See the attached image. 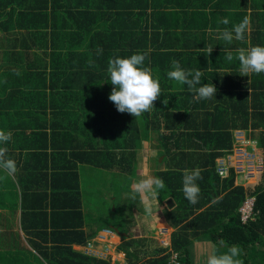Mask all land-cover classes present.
<instances>
[{
    "label": "trees",
    "instance_id": "trees-1",
    "mask_svg": "<svg viewBox=\"0 0 264 264\" xmlns=\"http://www.w3.org/2000/svg\"><path fill=\"white\" fill-rule=\"evenodd\" d=\"M231 2L234 0H0V132L11 133L4 146L6 157L16 165L11 175L0 169V177H4L0 179V207L5 208L6 196L17 194L16 185L23 195L27 190L39 191L36 202H48L44 206L54 215L52 245H33L43 257L37 259L35 254L39 264H111L59 248L58 240L69 238L68 234L81 241L84 237L81 231L75 232L77 226L75 230L61 229L64 227L56 220L59 211L70 218L75 203L79 204L78 163L106 165L134 177L138 167L133 137L138 136L140 125L161 144L156 169H166L155 171V181L164 183L163 188L156 185V191L176 229L171 234L172 250L183 254L189 264L191 241L207 235L223 249L237 247L245 264H264V73L242 76L238 60L241 49L264 45V26H260L264 24L250 20V32L245 33L248 46L240 45L243 41L239 40L222 42L220 33L231 30V22L244 20L239 12L226 16V9L236 10ZM242 5L246 6L245 0ZM224 19L229 21L227 25L222 23ZM216 26L218 32L208 31ZM58 30L67 31L62 40ZM48 34L56 37H43ZM97 49H103L102 54L97 55ZM136 52L146 54L145 66L161 88L154 107L139 117L117 111L108 98L113 86L103 81L108 79L110 58ZM10 55L11 60L5 58ZM173 60L186 70L201 71L202 83L215 85V97L196 101L186 85L168 79ZM74 108L80 113L76 120L67 112ZM235 129L250 130L255 136L256 154L263 165L257 181L246 187L235 184L233 168H228L225 177L216 172L215 160L230 151ZM75 131H84L86 144L77 146L71 159H64L59 146L76 142ZM15 139L28 147L25 157L13 153ZM46 147L54 156L61 155L58 162L51 163L54 172L50 174L41 167L48 166L43 156ZM193 169L201 173L195 204L182 192L183 174ZM166 197L170 201L165 203ZM246 197L253 198L248 220L240 211ZM35 200L31 198V202ZM123 205L113 203L109 213L123 216ZM32 208L42 209V205ZM44 214H27L33 218L34 236L39 240L47 234L42 237V219L34 218ZM107 221L105 226L121 229L124 225L121 218ZM121 231L128 233L127 227ZM143 235H128L119 246L128 263L169 264L170 253L164 246L150 232Z\"/></svg>",
    "mask_w": 264,
    "mask_h": 264
},
{
    "label": "crops",
    "instance_id": "crops-1",
    "mask_svg": "<svg viewBox=\"0 0 264 264\" xmlns=\"http://www.w3.org/2000/svg\"><path fill=\"white\" fill-rule=\"evenodd\" d=\"M245 1H246V6L245 5L243 6L241 4L243 3V1L238 2V6L240 9H238L235 6L236 10H234V12L237 13L239 12L238 13L239 15L241 14L244 17V19L246 18L248 20L249 23L247 28H250V24H251L250 20H261L263 21L262 23L264 24V17L257 13V12L264 13L263 10L264 2L262 3V0H245ZM255 8H257L259 11L256 10ZM255 24L257 25V22ZM260 26H264V25H260ZM249 32L250 30L246 31V33L248 34ZM243 42L247 44L246 46L249 45V42L247 40ZM243 42H241L242 44L240 45H244ZM262 43L264 44V34L262 35ZM67 112L70 113V119L72 120H76L80 116V113H78L76 108L69 109L67 110ZM139 130L140 131L137 132L138 136L134 135L133 137V142L135 143L134 158L137 162L136 165L138 167L134 177L130 175L120 174L117 170L111 169L106 165H101L100 167H97L90 164L78 163L79 166H77L76 171H77L78 182L80 187L79 204H77L78 201L75 203V207L70 218H68V216L65 213H63V211H59L57 216L58 218L56 221L59 222V224H61L62 227H64L61 229H74V226H77L76 230L74 229L75 232L81 231L80 235H82L84 239L83 241H81L79 236H70L71 234H68L69 238L62 237L60 238V240H58L59 243L56 245L59 248H69L71 251L80 253L84 256L102 259L99 257V253H98L99 251L96 250L100 245L116 246L118 243L121 242V239H126L125 237L128 236L129 231L128 233L127 232L125 233V231H121L123 228L127 227V230H131L132 228L134 229V226H138L139 229L142 226L139 220H142V222L146 221L145 220L146 213L145 211H143L139 203L141 199L140 198L141 191L143 192L146 191L148 193V196L152 202V206L155 207L156 210L159 209V211L162 212L163 209H166L165 207H163V204L159 199V195L156 191L155 183H152L149 189L141 190V191H137L136 188H134L133 186L138 176H140L144 182L155 181V173H156L155 171H162L166 169L164 166L158 167V169H156L157 166L156 159L158 157L159 152L161 151V144L158 142V140H156L155 136L152 135L153 133L151 131L145 132L143 130L142 125L139 126ZM236 130L239 131L240 133L251 134L250 130L235 129L233 131ZM75 132L76 134H78L74 136L76 142L72 144L66 143L62 146H59V148L62 149V157L64 159L65 157H69L71 159L73 157L71 156L72 155L71 153L75 149H77L76 147L77 146L81 147V145L86 142L84 140V137H82L83 136L82 133L84 131H75ZM15 135L19 136V131H17ZM17 139H15L13 143V153L16 152V155L19 154L21 157H25L29 152L28 147ZM130 139L131 136L127 140ZM241 139H243V136L241 137ZM237 140L238 138L237 139L233 138L231 148L235 146ZM47 143L48 146L49 144L51 145L50 136H48ZM243 143H245V141ZM73 144L75 145L73 146ZM20 147L23 148L22 151L19 150ZM46 149L48 151L47 153H44L43 156L46 158V161H48V166H41V167H42V171H47L50 174L54 172L52 170L51 163L58 162L59 157H61V155L54 156L52 150L49 147H46ZM226 155H227L226 153H223L222 157L216 158L215 160L216 172L218 174H219V168L222 165V160H224L227 163L229 168L230 167L233 168L234 172H236L238 169L234 164L230 163L229 161H226L225 159L227 157ZM233 155L235 157H239L238 159H240V156L236 154V152H234ZM160 159H162V157ZM238 159H235V164L239 163L236 162V160ZM95 168L104 170V172L109 173L106 175L111 177V181H109L110 183L109 192H107L106 195H104L101 192V190L98 189L99 187L96 185L95 187L92 186L87 187L86 185H84L83 175L87 172H91L92 170H95ZM99 175L100 174L95 170L94 179ZM239 177L240 176H238V178ZM0 179L4 180V177H0ZM11 183H13V180L11 181ZM237 185L245 186L242 185V183L241 184L237 183ZM14 191H16L17 193L15 196L10 195L11 198L6 196V201L4 205L5 208L0 207V264H39L37 262V259L43 260V257L36 252V249L33 247V245L40 243L45 246L47 244V246L51 248L52 244L49 241H51L50 239V233L52 232L51 224L54 215L50 211L51 208L49 206L46 207L44 206L45 204L47 205L48 202L45 204L41 202H36L35 200L36 197H38V195L41 194L39 191L32 192L31 190H27V192L23 195L21 192L22 190L19 189L18 185H16ZM22 195L25 198L24 200H22ZM102 196H108L111 198L110 200L112 201L114 200L116 202L118 200L119 204H124L123 216H120L118 214L116 216L111 215V213H109V209L106 210V204H102ZM135 197L138 198L135 200ZM31 198L34 199L35 201L31 202ZM168 199L169 198L166 197L163 202L166 203L170 201ZM35 204L42 205V209H33L32 205ZM76 204L79 205L78 210L75 209ZM134 208H137V210ZM32 212H34V214H37L39 212L46 213L44 215H38L34 218V220L42 219V221H40L41 228L39 231L42 237L45 233L47 234L46 237L43 238L46 240V242H44L43 239L39 240L37 239V237L34 236L35 229L33 228V218L27 215L30 214L33 216L34 214H32ZM45 218L47 219V224H48L47 227L44 226V224L46 223ZM120 218L123 219L122 223L124 224L122 225V227L120 226L121 229H118L111 224H108L106 226L104 225L106 222H108L107 220L114 221V220H119ZM150 221L148 220L149 223H151ZM169 225L168 227L172 229V227H170ZM105 230H111L113 234L111 236H108L105 233ZM138 232L140 235L141 230L139 229ZM101 237H104L105 239L103 240V242H100ZM206 237L208 236L206 235ZM160 243L162 244V242ZM167 245L168 244H166V246ZM54 250L55 248H52V253L54 252ZM49 251H51V249H49ZM35 254L37 256L36 257L37 259L34 257Z\"/></svg>",
    "mask_w": 264,
    "mask_h": 264
},
{
    "label": "clouds",
    "instance_id": "clouds-1",
    "mask_svg": "<svg viewBox=\"0 0 264 264\" xmlns=\"http://www.w3.org/2000/svg\"><path fill=\"white\" fill-rule=\"evenodd\" d=\"M225 25L229 23L227 19L222 21ZM248 20L245 18L231 30H224L220 33V38L227 44L233 40L244 41L247 31ZM213 48V47H212ZM208 49V53L212 51ZM103 49H97V55L102 54ZM227 59L232 60L228 55ZM146 54L136 52L128 56L115 55L108 60L107 80L110 82L112 90L109 93V100L114 104L117 111L129 113L133 117H139L154 107V101L161 96L159 81L153 78L150 70L145 66ZM240 64V75L264 73V45L250 46L241 49L238 55ZM170 80H175L181 85H186L189 91L194 94L196 101L209 100L215 97L216 87L212 83H202V73L199 70H186L181 67L176 60L171 62L170 70L167 72ZM11 140V133L0 132V169L5 170L10 175L15 172V161L7 158V148L4 146ZM199 169L185 171L182 179V192L186 200L190 203H197L200 193L197 180L200 179ZM152 183L163 188L161 180L140 182L136 185V190H147ZM150 212L151 209L149 208ZM240 250L233 246L227 253L222 255H212L207 260V264H239L236 259Z\"/></svg>",
    "mask_w": 264,
    "mask_h": 264
},
{
    "label": "rangeland",
    "instance_id": "rangeland-1",
    "mask_svg": "<svg viewBox=\"0 0 264 264\" xmlns=\"http://www.w3.org/2000/svg\"><path fill=\"white\" fill-rule=\"evenodd\" d=\"M241 1L243 0H235L234 2H231V3H234V5L238 9H240L238 6V2H241ZM225 6H227V4H225ZM227 10L228 9H226L225 11L227 13L226 16L230 18V15H231L233 17L234 11H231L230 13H228L229 11ZM241 22H242L241 20L238 23L231 22L230 23L231 29L233 28V26L238 25ZM211 25H215V23L212 22ZM208 31L216 33L219 31V28L217 26L214 28L210 27ZM66 33H67L66 30H58L59 38L58 37L57 38L62 40V38L66 36ZM44 35H43L44 38L46 37L55 38L56 37V36L54 37L51 34H48L46 36ZM53 43L54 42L50 44V49ZM56 44L58 43L56 42ZM243 44L245 46L247 45L244 42ZM217 46H218V49H222L221 42H218ZM9 57L11 60V55L6 56L5 58H9ZM0 85H1V81H0ZM38 91H41V90H38ZM232 132H233V137L236 139L238 138V140L235 146L231 148L232 150L230 149V151L225 152L227 154L226 155L227 157L225 159L226 161H229L230 163L234 164L236 168H238L237 171L234 172L235 173V184L242 183V185H245L244 187H246L257 181L258 176L261 170L263 169L262 160L256 154L257 140H255L256 138L255 136H253L252 133L251 134L250 133H240L237 130L232 131ZM242 136H243V139H241ZM244 141L245 143H243ZM234 152H236V154L240 156V159H238L239 157H235L234 156L235 154L233 155ZM220 157H222V155ZM235 159H238L236 160V162H239V163L235 164ZM95 170L100 175L98 177H95L94 179ZM95 170H92L91 172H87L83 175L84 185H86L87 187H90V186L95 187L96 185L99 187L98 189L101 190V192L104 195H106V193L109 192V186H110L109 181H111V177L106 175L109 173L104 172V170L102 169L95 168ZM238 176L240 177L238 178ZM237 178H238V181H237ZM240 178H241V181H240ZM140 182H144V181L142 180L140 176H138L135 180V184H133L134 188H136V185ZM140 194H141L140 195L141 199L139 203L143 211H145L146 213L145 214L146 221L142 222V220H139L140 224L142 225L141 228H139L141 230L140 235L138 232L139 230L138 226H134V229L132 228L131 230H128L129 231L128 235L130 236V238H142L145 236L143 235L145 232H150L151 236L153 235V239L157 240L158 243L162 242L164 248L166 249V252L170 253L169 254V257H170L169 264H186L187 262L185 259L187 258L183 254H178L177 252L172 250V247L170 244L171 234L175 232L176 229L173 228L171 225H169L170 220H169V217L166 216V212H167L166 209H163L162 212H160L159 209L156 210V208L152 206V202L148 196V193L146 191L144 192L141 191ZM137 198L135 197V200ZM110 199L111 198L108 196H102V204H106V210H108L109 207H111L112 209L113 203H116V204L118 203V200L116 202ZM252 203H253V198L246 197L245 201L243 202L240 208L242 218L244 220H248L252 218ZM149 208L151 209L150 212L148 211ZM147 219L149 221L151 220L150 221L151 223H149ZM168 225L172 227V229L169 228ZM124 240L125 239H121V242L118 243L116 246H110L111 249L108 251L106 250L107 246H103V245H100L96 250L99 251L98 252L99 255H101L104 260H107L111 264H129L125 253L122 252L121 249H119V246ZM194 240L192 241L193 243L191 242V244L188 246L189 264H207V260L212 255L219 256L224 253H227L229 250V249H223L222 246L218 244H213L210 241V239L206 237V235H202ZM166 244H168L167 245L168 247L166 246ZM260 255L262 256L263 253L261 252ZM236 259L239 261V264H245L243 261V258L240 255H238Z\"/></svg>",
    "mask_w": 264,
    "mask_h": 264
},
{
    "label": "built area",
    "instance_id": "built-area-1",
    "mask_svg": "<svg viewBox=\"0 0 264 264\" xmlns=\"http://www.w3.org/2000/svg\"><path fill=\"white\" fill-rule=\"evenodd\" d=\"M228 168H229V166L227 165V163L224 160H222V165L219 168V175L222 177H225L228 174ZM105 233L108 236H111L113 234V232L111 230H105ZM103 240H105L104 237H101L100 242H103ZM110 249H111V247L107 246L106 250L108 251ZM99 257L103 259V257L101 255H99Z\"/></svg>",
    "mask_w": 264,
    "mask_h": 264
}]
</instances>
